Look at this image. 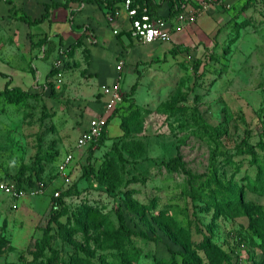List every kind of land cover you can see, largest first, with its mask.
Segmentation results:
<instances>
[{
  "label": "rangeland",
  "instance_id": "obj_1",
  "mask_svg": "<svg viewBox=\"0 0 264 264\" xmlns=\"http://www.w3.org/2000/svg\"><path fill=\"white\" fill-rule=\"evenodd\" d=\"M26 1L0 0L4 13L13 4L0 18V75L7 74L0 76V89L11 79L33 95L16 102L0 90V175L20 178L25 188L43 184L44 192L21 200L0 192V264H45L48 230L62 264H120L110 244L118 212L133 231L124 242L138 256L133 264H155V256L170 257L171 250L193 254L198 264H264L250 226L264 227V147L258 144H264V0H223L216 10L221 21L192 46L175 45L187 40L188 25L173 28L169 41L136 46L140 59L154 57L136 64L115 45L116 39L130 45V37L112 33L120 32L112 24L124 13L120 0L112 7L87 3V18L74 24L72 39L57 28L58 12L26 34ZM40 1L30 6L39 17L45 13ZM172 1L163 2L169 5L161 14H170ZM207 12L213 14L210 6ZM85 23L90 28L82 31ZM83 33L82 44L70 50ZM7 42L9 56L3 52ZM170 46L177 52L154 56ZM117 82L125 98L109 136L77 147L90 120L106 114L99 87ZM249 145L254 153L247 152ZM69 153L66 185L57 167ZM178 155L183 166L165 164ZM232 188L241 202L206 210L213 195ZM57 191L66 210L50 223ZM176 258L183 264L181 255Z\"/></svg>",
  "mask_w": 264,
  "mask_h": 264
},
{
  "label": "built area",
  "instance_id": "obj_2",
  "mask_svg": "<svg viewBox=\"0 0 264 264\" xmlns=\"http://www.w3.org/2000/svg\"><path fill=\"white\" fill-rule=\"evenodd\" d=\"M123 11L128 17V32L132 39L144 43L151 44L154 42H166L171 39L174 29L182 28L187 25H193L203 14L207 13L209 5L203 3L198 7L194 5L183 4L181 9L174 14H154L149 6L134 2V0H122L120 3ZM113 25L120 26L117 20L112 21ZM114 34L119 31L115 29ZM123 69V62L117 65V70L120 72ZM102 94L107 97L105 115L94 117L90 120L88 127L84 129L78 138L77 147L90 146L97 142L108 130L110 116L114 113L124 99V91L121 88L120 82L113 85H102ZM73 162L72 153L67 154L58 164L57 173L66 185L71 183L69 169ZM43 184L36 188L20 187L16 182L0 177V192L10 196L13 199H26L30 196L43 193ZM60 192L55 193V197H59ZM239 264H242L239 262Z\"/></svg>",
  "mask_w": 264,
  "mask_h": 264
},
{
  "label": "trees",
  "instance_id": "obj_3",
  "mask_svg": "<svg viewBox=\"0 0 264 264\" xmlns=\"http://www.w3.org/2000/svg\"><path fill=\"white\" fill-rule=\"evenodd\" d=\"M119 0H64L63 1H52L49 4L45 5V13H43L40 17L32 19L30 16L25 15V21L29 24V25H37L40 24L42 22H44L46 19L49 18V14L51 12L52 9H56L59 7H66L68 8L70 6L71 3L73 2H77L79 4L82 3H93L96 2L99 5L103 6V7H112L114 5V3H116ZM122 1V0H120ZM165 0H134V2H139L141 4H145L147 6H149L150 10L152 13L156 14L158 13V8L163 4ZM219 0L215 1L218 2ZM249 2L252 0H248ZM185 2L184 0H173L171 5H170V14H174L175 12H177L178 10L181 9V5H183ZM87 37V35H85L83 33V35H81L79 37V39L72 43L70 45V50L71 49H76L77 47H79V45L82 44V41ZM173 53H176L177 50L175 49V47L171 50ZM1 93H3L4 95L8 96L11 100H14L16 102L22 100V98L26 97V96H33L31 95V93H28L24 90H22L19 87H10V81L7 82L5 88L3 91H1ZM125 98V97H124ZM131 104L129 103V105L127 107H130ZM121 109L120 106H118L114 113L110 116V120L112 117H115L118 114V111ZM125 120L122 121V124H124ZM107 136V132L105 131L102 135V137L95 143H93L92 145H90V147H93L94 145H98L99 143H101L102 141H104L106 139ZM259 146H261L262 148L264 147V144L262 141H259ZM117 145H115L114 147L116 148ZM248 153H254L253 148L249 145L248 147ZM92 154V153H91ZM119 157L122 159V153L119 151ZM181 157L180 155H178V157L171 159L170 161H168L167 163H165L168 167H175L176 164H179V166H183V164L180 161ZM110 169V168H109ZM43 169H41L40 171H42ZM106 170H108V168H106ZM89 171V172H88ZM86 172H88L89 176L91 175L92 171L89 169H86ZM106 175V174H105ZM190 178H189V183L191 184V188H192V197L196 199V193H195V180L194 177L189 174ZM1 178H5L7 180H11L16 182L20 187H23V184L21 183L20 178H17V181L14 179H10L7 176H1ZM199 187L202 189H204L203 187V183L199 184ZM216 201V202H215ZM241 202V196L239 194V192L235 191L233 188L231 190H229L226 194L221 193L220 195H213V199L212 202L207 203L206 206V210H210L212 207H215L218 210V202L220 203H230V202ZM55 205H56V210L54 215L52 216L50 223L53 221L58 220V218L62 215H64L65 210H66V205L64 203L63 200V196H59L57 198H55ZM118 222H119V226L115 229L114 231V237L112 239V241L110 242V244L112 245L113 248H115L116 250H118L119 254H120V264H133V261L136 260V258L138 257L135 254H129V252L127 251V248L125 246V240L131 235V233H133L132 229L130 227H128L127 222L125 220V218L123 217L121 212H118ZM251 230L253 232V235L255 236V238H252V241L254 242L256 248H258L262 253H263V263H264V227L260 226L254 222L251 223ZM49 232L50 230H48L46 232L45 235V239H44V247L48 248L51 251V255L49 256V258L46 260L45 264H62L60 261V258L58 256V254L56 252H54L51 248L50 245V241H49ZM257 240V241H256ZM209 239L205 240V245L206 247L210 246L209 243ZM171 255L170 257H165V258H157L156 256L154 257L155 260V264H177L178 260H177V256L181 255L182 257V262L183 264H198L199 263V259H197L193 254L190 253H184L183 251H173L171 250Z\"/></svg>",
  "mask_w": 264,
  "mask_h": 264
},
{
  "label": "crops",
  "instance_id": "obj_4",
  "mask_svg": "<svg viewBox=\"0 0 264 264\" xmlns=\"http://www.w3.org/2000/svg\"><path fill=\"white\" fill-rule=\"evenodd\" d=\"M57 1H60V0H57ZM215 1H217V0H215ZM215 1L212 0V3L214 5H209L210 6V12H212L213 14L210 16V15H208V12H207V13L203 14L201 17H199V19L196 21V23H194L193 25H188V29H185L188 32V38H187V40L185 38H182L181 40H179V42H176L175 45H183L184 44V45H188V46L190 45V46H192L194 44L195 39L202 38L205 35V29H210L211 26L212 27H216L217 22L221 21V17L219 16L220 14H216L217 13L216 10H219V9L222 8L223 0H219L218 2H215ZM5 2H8V1H5ZM47 2H48L47 0H41L40 3H39V4H41V6H40L41 9H39V10L42 11V13H43V9L45 8L44 5ZM34 3H35L34 0H28L25 3H22V6L27 11V14L29 16H31L32 18L35 19V18H38L39 16H37L36 14L33 13L34 10H33V12L30 11V9H31L30 6L32 4H34ZM168 5L169 4H164L163 3L158 8V12H160V13L161 12L167 13ZM188 5H191V4L189 3ZM76 6H81V7H76ZM87 6H89V4H87V3L79 4L77 2H73V3L70 4V6L68 8H66V7L65 8L64 7H59V8H56V9H52L51 11H54V12L53 13L50 12L51 17H50V14H49V17L52 18V20H54V17L56 15V12H58L59 14H61L62 16H60V18H58L59 23L57 25H59V27H57V28L59 30H61L62 32H65L64 33L65 35L63 34L64 37H66V35H67V37H70L72 39V37H73L74 34L75 35L78 34L77 33L78 31L75 32V33L72 31V28L74 27V24L76 25V23H78L79 25H81L83 23V21L78 22V20H82L84 18H87V14L85 15L83 13L84 9ZM11 9H13V4L10 5V10ZM80 9H82L81 12H79ZM10 10L8 12H10ZM8 12L7 13H4L3 10H0V14H1L0 15V18H1V20L4 17L10 15ZM2 13H4V14H2ZM73 17L76 19V21L72 20ZM46 22H49V18L46 19L44 22H42L40 24H37V25H29L26 22L25 23L27 25L26 28H25L26 34L30 33L31 30L33 31V29L36 28L37 26L44 25ZM120 23H121V25L119 26L120 32L118 34H114L112 32L114 34V36H119V35L121 36L122 33H126L130 37L129 32H128V27H129L128 17H127V15H126L125 12L121 15ZM22 26H24V23H23ZM86 28H90L88 24H86L82 28V31H84ZM91 29H92V27H91ZM54 30H56V29H54ZM96 35L98 36V39H97L98 42L104 40V36H101V35H98V34H96ZM22 36H24V33L23 32H22ZM130 39H131V44L130 45L129 44H126L125 41H121V40H118V39H116L117 41L115 40V42H116L115 45H117L119 47L118 48L119 51H121V53H123V55L125 57L128 58V56L132 55L131 57L134 60H136L135 64L138 63L141 60L146 61V60H151V59L154 58V57H152V58H147V59H142V58L140 59V54H143V51H137L136 52L135 47L136 46H140V45H142L144 43L138 42V41L132 39L131 37H130ZM26 44L28 45V43H26ZM0 45H3V44H0ZM10 46H11V43L10 42H7V44L4 46V49H3V52H6L7 56L11 55V53H12ZM2 48H3V46H2ZM172 49H173V46H170L167 49H165L161 54L154 55V56L155 57L161 56L163 54H166L165 52H167V51L169 52ZM121 53L118 54V52H117V54H118L117 56H121ZM135 53L138 54V58H136L137 55H135ZM43 55L44 54L42 53V54H39L38 56L40 58V57H43ZM141 57H143V56L141 55ZM35 64H36V62H33L32 63V66H33V69L34 70H31V71H33L34 74L38 70V67ZM36 68H37V70H36ZM24 73H25L24 74V76H25L24 78H27L26 77V73L27 72H24ZM3 74L4 75H7L5 73H1L0 76H2ZM35 77H36V79H40V73L37 72V76H35ZM8 81L11 82L10 84H11L12 87H19V85L13 84L12 81H11V79H9ZM6 84H5V86H6ZM102 85H104V84H102ZM5 86L3 87V89H0V90H4ZM99 90H100V93L102 95V86H101V88L99 87ZM108 136H109V126H108L107 136L106 137H108Z\"/></svg>",
  "mask_w": 264,
  "mask_h": 264
}]
</instances>
